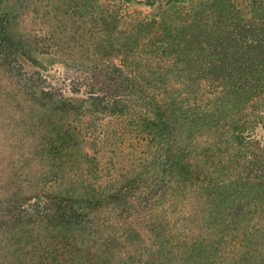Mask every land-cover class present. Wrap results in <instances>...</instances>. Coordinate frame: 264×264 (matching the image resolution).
Returning a JSON list of instances; mask_svg holds the SVG:
<instances>
[{
    "label": "trees",
    "instance_id": "trees-1",
    "mask_svg": "<svg viewBox=\"0 0 264 264\" xmlns=\"http://www.w3.org/2000/svg\"><path fill=\"white\" fill-rule=\"evenodd\" d=\"M0 264H264V0H0Z\"/></svg>",
    "mask_w": 264,
    "mask_h": 264
},
{
    "label": "rangeland",
    "instance_id": "rangeland-1",
    "mask_svg": "<svg viewBox=\"0 0 264 264\" xmlns=\"http://www.w3.org/2000/svg\"><path fill=\"white\" fill-rule=\"evenodd\" d=\"M128 9H139V10H144L145 8L144 7H142V6H140V5H138V6H135V5H129V7H128ZM112 153V152H111ZM119 155V154H118ZM105 156L106 157H110L111 158V156H113V154H110V151L108 150V153H106L105 154Z\"/></svg>",
    "mask_w": 264,
    "mask_h": 264
}]
</instances>
